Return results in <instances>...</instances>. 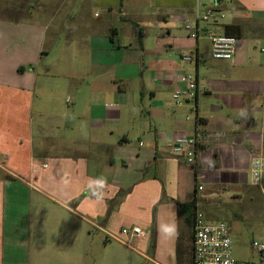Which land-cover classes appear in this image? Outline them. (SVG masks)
<instances>
[{
	"label": "crops",
	"instance_id": "0c3cea01",
	"mask_svg": "<svg viewBox=\"0 0 264 264\" xmlns=\"http://www.w3.org/2000/svg\"><path fill=\"white\" fill-rule=\"evenodd\" d=\"M204 4L0 0V264H192L179 204L195 197L211 220L226 214L228 197L264 199V178L256 186L249 177L252 157L264 154V0H219L224 17L214 23L197 19ZM67 16L80 28L67 27V48L56 50ZM189 22L222 34L240 27L227 30L233 59L213 60ZM185 73L205 89L175 105ZM64 85L72 106L59 113ZM196 134L197 174L171 151ZM206 187L214 190L199 197ZM131 227L143 238L127 241L120 231Z\"/></svg>",
	"mask_w": 264,
	"mask_h": 264
},
{
	"label": "built area",
	"instance_id": "2783aa9c",
	"mask_svg": "<svg viewBox=\"0 0 264 264\" xmlns=\"http://www.w3.org/2000/svg\"><path fill=\"white\" fill-rule=\"evenodd\" d=\"M224 15L212 8H206L199 12L197 19L202 23H214L223 18ZM184 28L191 38L197 39L199 32L205 33L210 44V57L213 60L231 61L236 49V38L212 29H201L198 24L186 23ZM182 59L187 62L198 61L196 54L183 55ZM180 81L183 86L177 88L172 93L171 99L175 105L194 100L199 90H204V84L199 83L197 77L191 73L182 74ZM70 101V98H67ZM202 134L192 137H177L172 145L173 154L183 156L185 162L191 166L197 174V152ZM250 181L253 185L261 186L264 178V154L252 157L249 169ZM203 189L201 184H197V190ZM192 264H264V238L254 239L251 247L255 251L256 259L253 261H239L234 257L233 239L230 228L224 221H208L202 213L197 212L192 226ZM120 233L127 238H143L144 234L139 227L123 228Z\"/></svg>",
	"mask_w": 264,
	"mask_h": 264
},
{
	"label": "rangeland",
	"instance_id": "374dc122",
	"mask_svg": "<svg viewBox=\"0 0 264 264\" xmlns=\"http://www.w3.org/2000/svg\"><path fill=\"white\" fill-rule=\"evenodd\" d=\"M215 0H205V4L202 6V9L205 8H212L215 11H218V5H215ZM81 10V8H77ZM75 9V10H77ZM74 12V9L72 10ZM71 19L64 18L62 26L65 27L63 32L60 34V38L57 41V47L56 50H60L59 47L67 48V43L69 42V37L71 35L72 30H67V27L74 26V28L80 24V21L78 18L75 19V22L73 21L72 24L70 23ZM89 21V20H87ZM190 23V22H189ZM191 24V23H190ZM194 24V23H193ZM80 28V25L78 26ZM205 35V33H203ZM68 35V36H66ZM56 52V51H55ZM45 59V58H44ZM146 63H143V67H140V70H143L146 72ZM72 92L68 90L67 85H64L61 87V89L57 92V99H58V106L59 110L58 112L61 113V111H64V109L71 108L72 104L67 103L65 100L67 97H72ZM145 102L143 101V104ZM146 107V106H145ZM148 108V107H147ZM69 115V114H68ZM190 117V115H189ZM143 122H145V119H148L146 114L143 112L141 116ZM38 118H34L33 123H37ZM137 140L133 141V146L135 147V150H138L139 147H137ZM40 175L36 174V179H39ZM37 185V184H36ZM206 191H202L199 193V197H203L206 194H208L210 191L214 190L211 187H206ZM213 197H216V195L213 194ZM252 200H250V197L243 196L242 198L233 200L231 197H228L227 200L229 202L228 211L225 213H210L209 216L212 222H218V221H225L223 217H229L230 219H233L230 213L237 214L238 219L236 222L238 223L237 227L231 228L232 230V238L234 240V257L238 259L239 261H253L256 259V254L253 248L251 247V242L254 239H258L261 237V234L264 235V199H262L259 196H252ZM220 202H223V199L220 200ZM210 205L212 202H208ZM211 207V206H210ZM209 208L205 204H199L197 212H204L206 209ZM229 213V214H228ZM189 245L187 249V255L186 258H189L190 250H191V243H192V237H191V231L189 232ZM132 247H135V243H131ZM144 250L145 251H152L153 244L151 241H148V238H146L144 242ZM185 258V259H186ZM125 264H149L146 261L142 260L141 258H132L129 257Z\"/></svg>",
	"mask_w": 264,
	"mask_h": 264
},
{
	"label": "trees",
	"instance_id": "16d2710c",
	"mask_svg": "<svg viewBox=\"0 0 264 264\" xmlns=\"http://www.w3.org/2000/svg\"><path fill=\"white\" fill-rule=\"evenodd\" d=\"M232 28L233 30H235L236 32L239 31L240 27L238 26H227L225 28L224 34L228 35V36H233V33H229V31H227L228 29ZM196 198L192 197V199L185 203V204H179L178 205V213L179 215L183 216L185 219V222L188 224L189 228H191V237H193V232H192V226H193V221H194V217L197 213V204H196ZM192 248V246H191Z\"/></svg>",
	"mask_w": 264,
	"mask_h": 264
},
{
	"label": "water",
	"instance_id": "95a60500",
	"mask_svg": "<svg viewBox=\"0 0 264 264\" xmlns=\"http://www.w3.org/2000/svg\"><path fill=\"white\" fill-rule=\"evenodd\" d=\"M219 2V0H215V3L217 4Z\"/></svg>",
	"mask_w": 264,
	"mask_h": 264
}]
</instances>
